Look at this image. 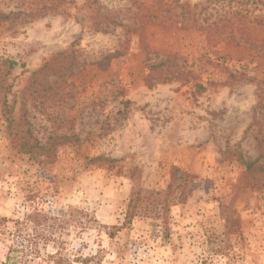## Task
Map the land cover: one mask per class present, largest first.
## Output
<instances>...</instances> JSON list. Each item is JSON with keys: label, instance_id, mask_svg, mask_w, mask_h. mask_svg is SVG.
<instances>
[{"label": "rangeland", "instance_id": "1", "mask_svg": "<svg viewBox=\"0 0 264 264\" xmlns=\"http://www.w3.org/2000/svg\"><path fill=\"white\" fill-rule=\"evenodd\" d=\"M138 1L0 0V83L10 88L0 92V217L74 213L63 237L71 264H264V187H246L230 155L264 166V67L250 51L212 47L209 28L238 7L168 0L199 6L185 31L142 28L158 9ZM246 9L264 16V0ZM70 51L83 71L58 81L63 108L28 102L36 136L57 139L58 152L18 155L5 97L18 120L33 73ZM65 115L72 129L58 123ZM99 157L111 162L90 163ZM6 253L0 240V264Z\"/></svg>", "mask_w": 264, "mask_h": 264}, {"label": "trees", "instance_id": "2", "mask_svg": "<svg viewBox=\"0 0 264 264\" xmlns=\"http://www.w3.org/2000/svg\"><path fill=\"white\" fill-rule=\"evenodd\" d=\"M222 1L226 0H211V2L217 3ZM250 1L231 0L238 9L232 14L222 17L220 21L211 23L209 26V28L211 27V46L221 49L223 45H227L250 51L255 55L259 66L264 67V16H254V18L250 16V11L246 9ZM135 2L141 8L140 2L138 0ZM154 2L158 9V15L145 17L142 14V19L148 22L142 28L148 24L176 30L183 28L185 31H190L197 22L195 16L199 8L198 5L193 7L187 4L172 6L168 0H154ZM179 8L181 9L180 13H178ZM54 62H59L61 67L56 68L53 75L57 76V81L53 83L48 78L53 73L50 70L53 69ZM12 65L14 64L11 63ZM165 65L166 63L163 62L155 66V69L158 70ZM79 67L76 51H70L59 54L57 58L47 62L39 71L33 73L22 94V115L18 120L14 118V109L9 106L5 97L2 114L6 123V133L18 155L38 162L47 161L56 155L61 142L55 138H49L44 144L36 136L28 102L31 101V106L35 109L43 108L47 104V109L51 108L55 111L59 106L58 102L62 103L61 108H63V103L66 102L63 89V85L67 84L65 78L81 73L83 68ZM231 76L234 77L233 74ZM58 81H61L63 85H57ZM2 84L0 83V92L10 90V88L5 89ZM199 87L204 89L203 85H199ZM75 122L76 117L66 115L58 120V123L70 125V129L73 128ZM64 141H69V137H64ZM230 155L232 160L238 164L246 187L251 189L264 187V166L258 165V160L246 159L241 150L232 151ZM261 158H264V152ZM106 161L110 160L99 157L90 160V163L97 164ZM178 173H180L178 169L173 170L170 186L174 184L175 176ZM27 201L34 204L32 197H29ZM77 222V217L72 212L68 218L63 220V218L50 216L39 206H35L32 212H27L21 218L0 217V240L6 244L7 249L3 264H37V260L52 261L53 264H71V261L64 259L63 256L65 248L63 237L66 236V227ZM50 247L56 252L50 253Z\"/></svg>", "mask_w": 264, "mask_h": 264}]
</instances>
